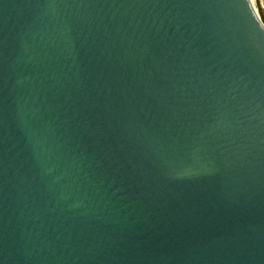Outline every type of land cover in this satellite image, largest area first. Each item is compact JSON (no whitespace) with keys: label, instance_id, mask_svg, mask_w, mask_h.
I'll list each match as a JSON object with an SVG mask.
<instances>
[{"label":"water","instance_id":"1","mask_svg":"<svg viewBox=\"0 0 264 264\" xmlns=\"http://www.w3.org/2000/svg\"><path fill=\"white\" fill-rule=\"evenodd\" d=\"M0 264H264L253 0H0Z\"/></svg>","mask_w":264,"mask_h":264},{"label":"rangeland","instance_id":"2","mask_svg":"<svg viewBox=\"0 0 264 264\" xmlns=\"http://www.w3.org/2000/svg\"><path fill=\"white\" fill-rule=\"evenodd\" d=\"M255 6L264 22V0H254Z\"/></svg>","mask_w":264,"mask_h":264},{"label":"bare ground","instance_id":"3","mask_svg":"<svg viewBox=\"0 0 264 264\" xmlns=\"http://www.w3.org/2000/svg\"><path fill=\"white\" fill-rule=\"evenodd\" d=\"M253 3H254V5H255V2H254V0H253ZM256 7V6H255ZM257 9V8H256Z\"/></svg>","mask_w":264,"mask_h":264}]
</instances>
